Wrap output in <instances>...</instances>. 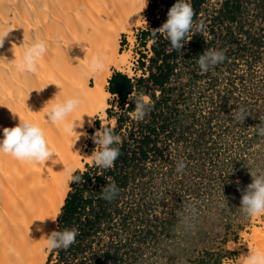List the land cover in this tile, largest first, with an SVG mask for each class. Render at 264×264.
<instances>
[{
    "label": "trees",
    "instance_id": "1",
    "mask_svg": "<svg viewBox=\"0 0 264 264\" xmlns=\"http://www.w3.org/2000/svg\"><path fill=\"white\" fill-rule=\"evenodd\" d=\"M163 3L164 10L138 36L143 47L152 41L150 56L141 51L142 74L115 71L109 78L107 90L114 100L106 112L114 124L104 127L120 137V155L109 169L92 162L74 172L81 180L70 184L56 230L76 228V242L66 250L51 249L45 264H133L137 250L163 232L167 220L176 215L175 199L187 193L180 187L188 178L176 171L182 150H187L193 136L202 142L196 144L198 150L206 136L184 125L192 114L186 104V88L176 79L188 74L192 81L217 86L216 71L222 69V62L215 70L202 72L197 60L205 50L228 46L225 60L236 52L247 59L246 52L259 53L264 45V0H190L193 28L180 51L172 48L166 34H154L176 0ZM258 21L260 26L255 29ZM139 94L151 101L143 120L133 118ZM159 177L174 183L177 191L171 196L175 198L169 196L168 188L162 195L149 190V182ZM111 182L120 191L109 201L102 198V189Z\"/></svg>",
    "mask_w": 264,
    "mask_h": 264
},
{
    "label": "bare ground",
    "instance_id": "2",
    "mask_svg": "<svg viewBox=\"0 0 264 264\" xmlns=\"http://www.w3.org/2000/svg\"><path fill=\"white\" fill-rule=\"evenodd\" d=\"M148 4L149 0H0V137L5 127L19 123V116L33 119L57 153L40 163L0 153V264H45L46 239L57 228L70 189L65 168L75 172L87 161L83 144L95 116L106 114L112 67L122 70L129 61L119 51L122 32L141 22ZM34 35L52 42L39 61L38 76L13 68L14 54L19 58L23 40ZM93 56L102 58L105 69L90 75L84 66ZM74 95L82 103L65 123L78 118L83 126L67 133L63 125L48 122L45 112L57 100ZM98 108L103 110L98 113ZM257 222L263 225L255 227L248 246L264 252V218ZM242 249V255L250 254Z\"/></svg>",
    "mask_w": 264,
    "mask_h": 264
},
{
    "label": "rangeland",
    "instance_id": "3",
    "mask_svg": "<svg viewBox=\"0 0 264 264\" xmlns=\"http://www.w3.org/2000/svg\"><path fill=\"white\" fill-rule=\"evenodd\" d=\"M164 8L163 0H149L141 22L133 25L131 31L122 32L119 51L128 55L129 61L122 70L113 66L112 74L115 71L130 76L142 74L139 58L142 52L151 55L152 41L143 47L138 36ZM260 23L257 22L255 29ZM220 50L225 55L226 50L230 51L228 46ZM246 54L247 59L236 52L222 62V69L216 71L217 86L212 87L204 80L192 81L188 74L176 79L179 86L186 88V104L192 114L184 125L206 136L198 150L196 144L202 142L194 136L187 150H182L179 160L186 167L178 174L188 178L180 187L187 189V193L175 199L176 215L167 220L163 232L137 250L138 258L133 264H240L242 248L247 253L252 251L248 243L255 227L263 224L257 222L258 218L249 221L239 207L243 192L253 183L250 167L264 170V136L258 134V128L264 126L261 119L264 117V45L259 53L256 50ZM113 100L110 93L108 107ZM240 108L249 113L243 122L234 119ZM109 123L114 124V120L108 118L107 112L95 116L83 144L88 157L85 164L92 163L91 155L99 150L93 140L95 132ZM85 164L78 169H84ZM148 187L157 195L167 188L169 196L177 191L174 183L162 177L149 182Z\"/></svg>",
    "mask_w": 264,
    "mask_h": 264
},
{
    "label": "clouds",
    "instance_id": "4",
    "mask_svg": "<svg viewBox=\"0 0 264 264\" xmlns=\"http://www.w3.org/2000/svg\"><path fill=\"white\" fill-rule=\"evenodd\" d=\"M192 28L193 9L190 0H176V3L168 11L167 20L161 27L154 29V34H166L172 48L180 51L183 45L188 42L187 34ZM22 43L25 46L19 58L14 54L16 62L13 64V68L21 74L38 76L39 61L49 53L52 42L47 37L34 35L30 41L25 43L23 40ZM225 59L226 56L223 50L207 49L199 56L197 63L202 72H207L211 67L223 62ZM84 67L90 75H95L105 69V64L101 57L93 56ZM81 103L82 100L77 95L57 100L45 112L47 121L53 125H63L62 130L64 132H77L76 128L83 126H81L78 118L67 123L65 121L67 117L77 111ZM134 103L136 107L133 118L143 120L148 113L151 101L145 95L139 94ZM102 110V108L97 109L98 113ZM248 114L246 109L240 108L235 113L234 119L243 122ZM261 119L264 120V117ZM101 128L102 131L97 130L93 136L94 142L99 145V150L96 149L91 156L95 166L109 169L114 166V162L120 155V137L114 134L112 128L103 125ZM79 133L86 135V133ZM258 134L264 136V126L258 128ZM0 153L10 154L18 160L36 163L46 162L53 158V154L57 155L50 147L45 129L33 119L21 118L20 116L19 123L15 127H5L3 129V135L0 137ZM185 167L186 164L180 161L177 164L176 171L182 172ZM250 171L253 183L248 185L247 190L243 192L239 210L249 221H252L264 216V170L257 171L255 168L250 167ZM80 180L81 176L75 174L73 169L65 168L66 183H78ZM119 191L120 189L115 182L108 183L102 189V198L111 201L118 195ZM77 235L78 230L76 228L52 231L47 236L45 246L53 250L60 248L66 250L76 242ZM240 264H264V252L251 251L247 256L242 255Z\"/></svg>",
    "mask_w": 264,
    "mask_h": 264
}]
</instances>
